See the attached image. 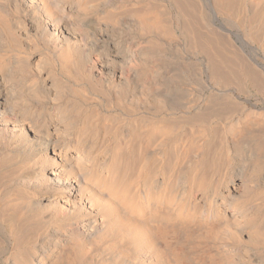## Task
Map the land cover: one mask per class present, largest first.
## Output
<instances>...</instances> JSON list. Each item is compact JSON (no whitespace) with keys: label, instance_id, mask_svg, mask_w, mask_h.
I'll use <instances>...</instances> for the list:
<instances>
[{"label":"bare ground","instance_id":"obj_1","mask_svg":"<svg viewBox=\"0 0 264 264\" xmlns=\"http://www.w3.org/2000/svg\"><path fill=\"white\" fill-rule=\"evenodd\" d=\"M121 1L138 8L120 18L116 0H0V195L11 225L24 218L26 226L51 228L1 263L193 264L187 251L202 242L214 250L206 264H264V117L259 128L245 112L224 119L221 135L232 151L224 148L218 164L225 168L214 179L197 173L207 158L199 142L169 156L168 174L167 164L151 168L141 154L148 144L164 152L174 128L205 119L215 98L198 108L190 91L168 90L161 73L149 74L157 59L144 36L166 30L164 17L142 11L144 0ZM171 2L190 47L208 60L210 79L264 97L262 65L245 56L255 51L248 38L223 20L218 29L206 24L223 17L231 26L246 15L264 21V0ZM102 94L110 103L91 111ZM121 147L127 155L138 150L135 169L121 161ZM108 239L124 241L132 260L124 250L111 258L96 252Z\"/></svg>","mask_w":264,"mask_h":264},{"label":"rangeland","instance_id":"obj_2","mask_svg":"<svg viewBox=\"0 0 264 264\" xmlns=\"http://www.w3.org/2000/svg\"><path fill=\"white\" fill-rule=\"evenodd\" d=\"M98 1H100V0H98ZM116 1H118V3H119V4L117 3V5H118L117 8L118 9L116 8L117 12L115 10L113 12V14H115V16L120 17V18L121 17H127V16L129 17L131 15V10H133V9L135 10V9L138 8L136 6H134V8L132 6L130 7V5L124 4L123 1H121V0H116ZM146 2H148V3H146ZM120 4H122V5H120ZM148 4H150V5L147 6ZM174 7H175V9H174ZM148 8H152V9H148ZM147 9H148V11H147ZM128 10H129V12H126ZM141 10L142 11H145L146 10V12H148L149 14L156 15L162 21H163V17H164V20L165 21H163V24L166 26V30H164V31L151 32L152 34L150 32L145 33L144 39H145V43H147V44L144 43L145 44V47H146V49L148 48L147 51H149V52L153 51L151 53H152V55L154 54V58L157 59V61H154L153 63L150 64V67L148 68L149 74L154 75L155 73H157V74H160L161 73L160 75L164 77V86L168 90L169 89H174L175 87H176L175 89H178V88L181 87V88H185L187 90V93L190 91L188 93L189 94V97L190 98H194L197 101V102L195 101V104L196 105L199 104V107L198 108H201L200 106H203L207 102L209 103L208 100H210L212 98H215V100L212 102V104H213L212 110H213V113L214 114L212 113V111L210 112V114H212V117L209 114L208 116H206V117H209V118H206L205 117V119H203V120L201 119V121H199L200 120L199 119L198 121L193 122L194 125H193V123H190V121L187 120V122H189V123H187L186 120H184V122H181L180 124L177 125L176 128H174V131L172 132V134L170 136V139H168L164 143V147L162 149V150H164V152L162 151L160 154H158L153 149V148H155V146H154L155 143L154 144H151L150 143V144H148L149 145L148 149L149 148L150 149L149 150L146 149L145 152L144 153L141 152V154H143V157L144 158H147V159L150 160V167L151 168L162 167L164 169V167H166V164L167 163L169 164V162L174 158L173 155L175 153L177 154V150L178 151L181 150L180 149L181 146H186L187 147L188 144L191 145L192 142L195 143V144H197V142L202 143L203 145H201V146H204V149H201V152L202 153L204 152L205 154L203 153L202 154L203 156L202 155L201 156L203 158H204V156H206L207 158H204L202 160V163H200V166H199L201 168L198 167L199 169H197V173H198V175L199 174L200 175H203V173H204V176H205L209 172L208 177H211V178L214 179L215 177L219 176V174L223 172L222 169L225 168L224 165L219 166V164H218L219 162H221V160L223 161V158H224L223 152H224V150L225 149L226 150H229V152L232 151V148L230 147L229 141H228L229 138L228 137H227V139L225 138L227 142L225 140H223L224 138L222 136L223 135V132L222 131H223L224 125L227 122H229L231 119L240 116V113L245 112V113L249 114L247 119L248 120H251L252 119L251 120V123L253 124L252 126H254L252 128H259V127H261L259 125V123L262 122L261 120L264 117V97H262L260 94L256 93L255 90L253 91V89H250L249 88V89H246L244 91L241 90V92H242L241 93L240 92V89L239 90L238 89H234L235 86L230 87L232 89H230L229 87L226 88L223 85H220V84L218 85V83H216V82L214 83V81L212 79H210L211 76H208V75H210L211 72L207 71V69L209 70V68H208L209 66L207 67V65H208V62L207 61L208 60L205 58V55H203V54H202L203 56L201 55V53H202L201 51H198L197 49L190 47L191 45H189L190 43L187 40L188 38L185 37L186 35L183 33L185 28L182 26L183 24L181 22L182 20L180 19L179 12L177 11L176 6L173 5V3L171 2V0H148V1L147 0H144V2L141 5ZM150 11L152 13H150ZM157 13H159V14H157ZM241 17L239 18V20L240 21H244L241 24L238 23L239 20H236L235 23L236 22L237 23L230 26V25H228L226 23V21H224L225 19L223 17H221V19H219L217 21L218 23L216 21L210 19L209 21L207 20L208 22L206 21V24L211 25L214 28H217L218 29L220 27L219 21L221 20V23H222V20H223L224 23H222V25L224 24L226 27H229L232 30L235 29L234 32H237L238 34L240 33V35L242 34L241 35L242 37H244L243 35H245L246 38L244 37V39H247L248 38V40H246V42H248V44H250L255 49V51L253 53H251V54H247L246 53V55H245L246 56V59L248 58L247 60H249L247 62L249 64H252V65L254 63H257L260 66L262 65L259 69H262V71L264 72V69H263L264 68V66H263L264 65V50H263L264 49V26H263L264 25V21L262 19L260 20L261 22L259 21V19H251V17L249 15L244 16V18L242 17V19H241ZM169 19H171V22H170ZM165 23H167V25ZM257 23H259L260 25L257 24ZM245 24H247V25H245ZM180 25H181L182 29H180L181 28ZM234 25L236 27H234ZM239 25L241 26V28H240ZM250 25H252V26H250ZM253 27H255V29ZM239 28L242 29V30L240 31ZM166 31L168 32V34H167ZM157 32H159V33L162 32L163 35H164V37L162 36V33L159 34ZM249 32H251L252 34L254 32V34L255 33L256 34L255 35H252ZM157 34H158V37H157ZM161 36H162V38H161ZM165 36H166V38H165ZM169 37H172V39L169 38ZM253 37H255V38H253ZM254 39H256V40L254 41ZM150 40H152V42ZM156 40H158V41H156ZM185 40H186V42H184ZM135 41H138V38L137 37H136ZM171 41H172V43H170ZM154 42L155 43H158V46H157V44H154ZM160 43H161L162 46L160 45ZM153 47L154 48H157L159 51L157 49H154ZM159 47L160 48L163 47V48L160 49ZM160 51H162V52H160ZM202 59H203V61H202ZM204 59H206L207 61L205 62ZM196 60H197V63H196ZM155 70H156V72H155ZM193 70H194V72H193ZM162 74H164V75H162ZM172 76H174V77H172ZM235 88H237V87H235ZM93 91H96V90H93ZM99 92L100 91H98V95L100 94ZM190 93L192 95H190ZM102 96H99V97H102V98L99 99L100 100L99 103L97 101H90L89 102L90 104L87 103L88 104V107H89V109H91V111H95V110L96 111H99V110L102 111V109L104 108L103 105H108L110 103L108 97H106L104 94H102ZM217 99H219V100H217ZM220 99H222V100H220ZM215 101H217V102L215 103ZM97 104L98 105L100 104V105L98 106ZM212 104H210V105H212ZM221 108H223L224 110L225 109L228 110L226 112V115L224 113H222V114L221 113L220 114L218 113V112H221V111L222 112H225ZM215 109H217V110H215ZM240 110H243V111H240ZM118 111H120V110H118ZM215 111H218V112L216 113ZM236 112H237V115L238 116L236 115ZM215 114H217V115H215ZM213 115H215L216 117L214 118ZM218 115H220L221 118ZM222 115H224V116H222ZM217 116L219 118H217ZM229 117H230V119H229ZM221 119H223V120L225 119L226 120V123L223 124L225 122V120L222 122ZM189 120H192L191 117H190ZM202 122H204V123L202 124ZM256 122H258V123H256ZM209 124L212 125V126H210ZM108 125H109V123H104L102 125V127H104V131L108 129V127H109ZM113 127H115V124H114ZM196 129L198 130V132H197ZM212 129H215L216 131L215 130H212ZM118 130L116 129V131H118V132L121 131V129H118ZM192 130H194V131H192ZM200 130H201V132H200ZM102 131H103V128H102ZM206 131L209 134H206L207 133ZM201 133L204 134L205 138L202 137L203 134H201ZM118 134H120V133H118ZM197 134H198V136H197ZM205 134L207 135V137H206ZM200 135H201V138L202 139L199 138ZM247 137H248V135H247ZM247 137H245V141L247 143V144L246 143L245 144L246 145H249L251 143V140H249V138L250 139H252V138L250 136L248 138ZM219 140H220V142H219ZM221 140L223 142H221ZM178 142H181V143H178ZM184 143H186V144H184ZM199 143L197 145H200ZM220 143L222 144V146H221ZM226 143H228L227 147H225L226 146ZM178 144H179V146H178ZM174 145H177L178 148H175ZM127 146H129V145H127ZM192 146H195V145L193 144ZM222 148H223V150H222ZM122 149H123V147H121L120 149L119 148H115V150L118 151V154H119L118 156L121 155V158L122 159L120 157H119V159H121V161L125 165H126V162H127L129 168L131 167L132 170L135 169L136 168V165H137V162H138V159H139V156H140L139 153H137L138 150L136 152V150H135L136 148L135 149L134 148L132 149V147H131L133 154L131 153L130 155H127L125 149L124 150H122ZM205 149L207 150V152H206ZM152 151H153V153H152ZM173 152H174V154H173ZM135 154L137 155V158H136V155ZM176 154L174 156H176ZM160 155H162V156H160ZM169 156H171L173 158L170 159ZM130 159L131 160L133 159V160L131 161ZM124 161H125V163H124ZM168 164H167L168 170H167V168L164 169L165 173H167V174H168V171H169V165ZM208 164L211 165V167H213L215 165L214 166V169H212ZM202 167H204V168H202ZM205 168L208 169V170H206ZM202 170H203V172H202ZM204 171H207V172H204ZM213 174H215V175H213ZM1 181L2 180H0V184L2 183ZM1 188H2V186H1ZM7 200L8 199H7L6 196L0 195V225H1V229H0V234H1L0 235V264H2L1 262H3L4 260H7L9 257H11L10 255H12L13 252L15 253L17 250H19L20 248H22L23 245H24V243L25 244H30V245H32V243H33V245H36V243L34 244V242H36V240L40 237V235L42 234V232L46 233L49 229H51L50 226H48V225H47L48 227L46 225H44V226L41 225V226H38V227H35V228L34 227L32 228V225H27L28 226L27 227L26 226L27 223L24 222V218L19 219L18 220V224L15 223V224H12L11 225L10 221L8 220V219H10L9 216H8L9 211H7L6 206H5V203L7 204ZM7 227H9V229H7ZM22 227H23V229H22ZM4 228H6L7 231H5ZM34 229H35V232L33 231ZM8 231H9V233H8ZM38 231H39V233H38ZM32 238H36V239H34L35 241ZM123 242L124 241H121L120 242V241H117V240L114 241L113 239H108L105 243L97 245L95 247V251L102 253V255H104V258H111L118 251H123L124 250L123 251V252H125V255L124 256L128 260H132L133 254L130 251L131 249L129 248V246H123ZM201 243L202 242H197V244L195 243L194 245L191 246V249L187 251L188 257L191 260L193 259L191 261L193 264L194 263H196V264L197 263L198 264L199 263L200 264H206L205 262L208 260V257H211V255H213V253H214V250H212L208 245L205 246V245H203ZM110 253H111V255H110ZM114 261H115V259H114ZM114 261H113V263H111V261H108V264H120V263H117L116 261L115 262Z\"/></svg>","mask_w":264,"mask_h":264}]
</instances>
